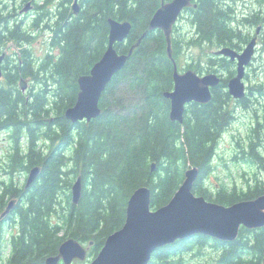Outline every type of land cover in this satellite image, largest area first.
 Masks as SVG:
<instances>
[{
    "label": "trees",
    "instance_id": "obj_1",
    "mask_svg": "<svg viewBox=\"0 0 264 264\" xmlns=\"http://www.w3.org/2000/svg\"><path fill=\"white\" fill-rule=\"evenodd\" d=\"M32 1L31 28L48 29L52 34L51 51L42 58H34L32 49L24 47L35 37L31 30L24 28L23 22H11L5 11L0 13V43L9 40L21 46L17 59L6 62L0 80V131H7L11 139L6 156H0V177H4L0 180V217L9 199L19 198L12 212L0 221V264H46L70 237L85 245L93 242L88 251L90 262L107 237L124 225L136 189L149 187L151 206L157 209L171 200L191 166L200 169L193 188L197 195L224 205L253 197V191L229 193L225 184L216 196H209L204 189L202 177L213 170L211 160L226 115L219 97L228 100L231 94L218 95L224 81L215 88L209 103L189 106L184 123L172 121L171 102L164 93L174 88V63L161 29L149 31L125 67L114 75L100 99L99 117L76 123L65 117L66 109L77 101L79 77L90 73L108 47L109 18L131 22L128 39L115 43L118 52L128 53L148 30L163 0H79L77 14L75 0ZM224 6L223 0H200L197 7H188L195 32L184 36L182 44L214 38L220 46L223 35L231 31ZM181 41L174 26L172 44L177 62ZM21 78L33 82L29 92L21 90ZM37 165L41 172L26 188L27 173ZM19 173L26 176L24 180H17ZM78 177L83 190L75 205L72 186ZM247 230L242 227L232 242L205 234L177 240L157 249L149 264H190L210 243L218 255L211 264H261L264 251L256 246L258 232L252 235L255 244H240L249 234ZM246 248L252 256L245 253ZM6 249L9 256L4 254Z\"/></svg>",
    "mask_w": 264,
    "mask_h": 264
},
{
    "label": "water",
    "instance_id": "obj_2",
    "mask_svg": "<svg viewBox=\"0 0 264 264\" xmlns=\"http://www.w3.org/2000/svg\"><path fill=\"white\" fill-rule=\"evenodd\" d=\"M200 0H170L162 1L161 6L150 19L148 30L143 33L137 43L133 44L128 53H120L115 48L116 42H124L131 33L130 21H120L109 18V43L103 56L92 67L89 74L79 77L80 91L76 103L67 108L65 117L76 123L91 121L100 116L102 109L100 99L114 75L122 70L135 47L148 34L156 29L163 30L167 40L169 58L174 63V88L166 91L164 96L170 100V119L179 123L185 120L187 105L190 103L207 104L212 100V88L217 87L221 78L214 72L199 74L194 69L182 72L173 55L172 35L180 15L188 7H197ZM27 2L21 12L31 9ZM74 12L81 10L79 0L73 4ZM253 40L246 50L236 54L230 48H222L217 54L229 55L232 59L238 57L237 74L229 81V93L236 99L246 96L244 76L246 65L254 53ZM6 53L0 55V77L2 63ZM21 90L26 93L30 86L29 79H20ZM156 163L152 164V170ZM41 172V166L30 169L27 186L33 183ZM198 166H191L185 172V178L171 200L157 208L151 206L152 193L147 186L136 189L131 195L124 225L105 241L104 246L88 264H149L153 253L177 240L196 234H205L225 242H232L239 237L242 227L259 228L264 226V195L249 200H241L231 205H224L206 199L203 195L194 193V186L199 178ZM83 185L78 177L72 186V202L77 205L82 197ZM16 199H11L1 217L6 216L13 208ZM93 242L85 245L79 239H65L59 252L49 256L46 264H75L77 260L87 261L88 251Z\"/></svg>",
    "mask_w": 264,
    "mask_h": 264
},
{
    "label": "flooded vegetation",
    "instance_id": "obj_3",
    "mask_svg": "<svg viewBox=\"0 0 264 264\" xmlns=\"http://www.w3.org/2000/svg\"><path fill=\"white\" fill-rule=\"evenodd\" d=\"M226 1L228 0H225V2ZM231 1H237V0H231ZM242 2H243L242 9L238 8L237 6H233L231 2L227 3L228 4L226 5L227 8L230 9V11L232 12V15L228 17L229 19L228 29H230L231 31L229 32L228 30L223 35L222 43L220 46L214 41V38L208 41L203 40V44L207 42L210 43V50L207 54L208 62L206 65L204 64L206 62H201L200 65L202 66L200 67H202L203 70L201 68H197V71L201 75H204L206 73H211V72L216 73L221 78V82L219 85H221L222 82L225 81V86H223V88L217 89L219 96L223 92H226V91L229 92V88H228L229 81L231 78H233L237 74L239 60H238V57H236L235 59H232L231 56L229 55L217 54L216 52L218 50L222 48H230L236 54L241 55L246 50L248 45L253 40L255 41L254 53L252 55L251 61L246 65V73L243 79L246 84L247 94L252 93L250 91V89H252L250 88V80H249L250 71L254 68V64L256 60L258 59V57L263 56V53H264V0H242ZM223 4H224V0H223ZM188 12L189 10L185 9L182 15L180 16V18H187ZM255 20L258 21V23L254 27L253 22ZM3 45H4L3 43H0V55L4 52L7 53L6 51L1 50ZM8 56L9 55L7 53L6 57L3 60L4 62L2 63V73L3 74L0 77V79L4 78V72L6 71L4 69V66L6 62L9 61ZM203 66L207 68H204ZM30 83H31V80H30ZM260 85L262 86V92H258L260 96L257 97L256 99L262 104V111L261 113H258L257 111H255L254 116L253 115L252 116H231V110H232L230 108V105L232 102L231 100H234L236 101V103L239 104L238 108L239 107L243 108L244 106L239 101H237V99L231 98V100H227V99L223 100L221 99V97H219L220 100L224 101V108L226 110V115L223 116V118L221 119L220 126H223L222 127L223 129L218 134V141L214 148V154H213L211 163H213L214 160H216V165L214 166V168H216L217 166L218 167L220 166L228 167L229 162H231V163L240 164L241 166L247 165L250 167H254L257 170L255 172V174L257 175L246 179L243 184H239L237 180H234V181H230L227 185L229 193H232V191H235V193L236 192L244 193V191L255 192L253 197L245 199V200L254 199L256 197L264 195V163H263L264 162L263 160L264 159V83H261ZM215 88L216 87L212 88V93L214 92ZM193 103H190L187 105L186 113L189 109V106ZM246 110L253 111L254 107L251 105L247 107L245 111ZM234 112L237 115V110H235ZM245 121H248L250 123L249 129L246 133H244L242 130V126ZM233 124H235V127H236L234 129V132L230 133L228 137L226 136L224 137V134L227 132V130L229 131V129H231ZM223 137H224V144L220 145V142ZM227 138L230 139L229 144L225 141ZM253 151L256 152L255 159L253 158ZM260 158L262 159V161L260 160ZM204 177H202V181ZM27 178L25 181L26 188L32 184L31 183L30 185L27 186ZM203 183L205 182L203 181ZM256 183H258L259 186H255ZM20 184L22 188L23 183H20ZM204 189L208 191L209 196L210 195L216 196V194L220 190L223 191V187L221 186L220 183H215L211 186L209 185L205 186ZM11 199L17 200L13 206L14 208L18 204L19 198L12 197L9 199V202ZM13 208L6 216H8L12 212ZM6 216L0 217V221L3 220ZM245 228L248 229L247 232L249 234L244 238L243 241L240 242V244L244 247H249L250 245L255 244L253 240L254 237H252V235L258 232V236L255 242H256V246L259 249V251L263 252L264 251V226L255 228V229L247 228V227ZM210 244H213V243H210ZM248 250L249 249L246 248L245 253L248 256H252L251 253H248ZM261 264H264V257H263Z\"/></svg>",
    "mask_w": 264,
    "mask_h": 264
},
{
    "label": "rangeland",
    "instance_id": "obj_4",
    "mask_svg": "<svg viewBox=\"0 0 264 264\" xmlns=\"http://www.w3.org/2000/svg\"><path fill=\"white\" fill-rule=\"evenodd\" d=\"M27 2H31L32 7L29 11L22 13L21 10L24 8V6H26ZM228 2H231L233 6H237L238 8L242 9V7H243L242 0H237V1L228 0L226 2L224 0V4L226 3L224 7L228 11V17H230L232 15V12L230 11V9H228L226 7V5H228L227 4ZM5 4H7V7L4 9ZM34 6H35V4L32 0H0V13L5 11L4 12L5 16L7 14L11 15L10 16L11 22L18 20L21 23L23 22L24 28L31 30V32L33 33L32 34L33 37L34 36L35 37H34L33 41L30 43V45L24 44V47L27 46V47H30L32 49V54H33L34 58H42L46 55V53L51 51L50 38H51L52 34L48 29H43V30L39 29L38 30V29H32L31 28L32 20L34 17V11H35ZM190 18L191 17H190L189 12H188L187 18H180V19H178L177 24H175L177 31L179 32V34H181V37H182L181 47H180L181 50L179 52V57H178V62H177L178 68L180 71H184V70L189 69V68L194 69L192 67H195L196 69L201 68L203 70V68L200 67V66H202V65H200L201 62H206V63H204L205 65L208 62L207 61V54L210 50V43L209 42L204 43V44L200 43V44H194V45L193 44L188 45L186 42L182 44V42H184V36L189 37L195 32V29L191 24ZM253 23H254V27H255L256 24L258 23V21L255 20ZM0 27L2 28L3 24H0ZM20 49H21L20 45L14 43L13 41L7 40L5 42V44L2 46L1 50L6 51L8 53L9 62H12V61H15L17 59L18 53H20ZM54 52L57 53L58 50L55 49ZM204 68H207V67H204ZM3 79H0V80H3ZM249 80H250V88H252V90H254V92L251 93L250 100L248 99L247 93H246V96L244 98L237 99V101H239L244 106L243 108L239 107L241 109V111L238 108L239 104L236 103V101L231 100V98H233V99H236V98H234L231 95V97L228 99V100L232 101L231 105H230V108L232 109L231 110V116H232V113H233V116H252V115L254 116L255 111H257L258 113H261L262 104L259 101H257L256 98L260 96V94L258 92H262V86L260 84L264 83V53H263V56H259L258 59L256 60V62L254 64V68L250 71ZM32 83H30L29 88H31ZM29 91H30V89H29ZM29 91H27V92H29ZM251 105L254 107V110L253 111H249V110L245 111V109ZM236 108H238V109H236ZM235 110H237V115L234 112ZM249 124L250 123L248 121L244 122V124L242 126V130L244 133H246L248 131ZM235 128H236L235 124H233L231 129H229V131L227 130V132L224 134V137L225 136L228 137L230 133H233ZM224 137L222 138L220 145L224 144ZM10 140H11L10 135L7 131H0V156H6V152L8 151V149L11 146ZM225 141L228 144L230 143L229 138H227ZM211 165L213 167L212 172L207 174L206 177L203 178V181L205 182V186H208V185L211 186L215 183L225 184L227 186L230 181H234V180H237L239 184H243L246 179L255 176V172L257 171L254 167H250L247 165L241 166L240 164L231 163V162H229L228 167H225V166L218 167L217 166L216 168H214V166L216 165V160H214V162ZM25 177L26 176L21 175L20 173L16 176L18 181L24 180ZM0 180H4V177H0ZM25 181H26V179H25ZM7 229H9V228L7 227ZM9 230H11V229H9ZM213 246H214V244L206 245L204 247L205 250H203L204 252L202 253V255L201 256H194L191 259L192 263H190V264H201V263L202 264H211V262H215L218 255H217L216 248ZM4 254L6 256H9V249L4 250ZM189 255H191V254L190 253L187 254V256H189ZM84 263L88 264L89 260H87V261L77 260L75 262V264H84Z\"/></svg>",
    "mask_w": 264,
    "mask_h": 264
}]
</instances>
